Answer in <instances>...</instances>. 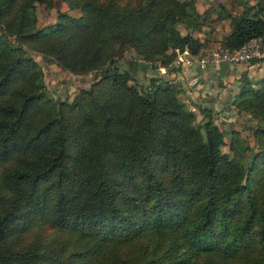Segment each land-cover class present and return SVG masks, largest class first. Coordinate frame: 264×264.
Listing matches in <instances>:
<instances>
[{
	"label": "trees",
	"instance_id": "trees-1",
	"mask_svg": "<svg viewBox=\"0 0 264 264\" xmlns=\"http://www.w3.org/2000/svg\"><path fill=\"white\" fill-rule=\"evenodd\" d=\"M54 1L0 0V25L100 80L85 100L49 99L23 45L0 38V264H264V79L234 102L261 123L246 171L223 156L214 112L197 125L156 77L178 70L177 51L206 46L192 1L62 0L81 16L38 28L35 5ZM263 8L244 3L221 45L264 39ZM117 39L153 69L145 84Z\"/></svg>",
	"mask_w": 264,
	"mask_h": 264
},
{
	"label": "rangeland",
	"instance_id": "rangeland-1",
	"mask_svg": "<svg viewBox=\"0 0 264 264\" xmlns=\"http://www.w3.org/2000/svg\"><path fill=\"white\" fill-rule=\"evenodd\" d=\"M133 3L135 0H122L125 2ZM180 2L192 1L196 10L200 13L198 24L201 26V32H193L195 35L200 33L202 38L206 39L205 45H221L222 39L230 32L232 23L231 17L238 16L243 12V5H256L261 2L264 6V0H178ZM58 12H64L65 14L79 18L82 14L80 9L70 8L66 2L62 0H55L50 6L44 4L35 5L36 26L43 28L55 23L58 20ZM264 17V8L261 12ZM176 28L185 34L189 31V26L182 23H177ZM9 41L12 47H17V44L23 45L26 52L31 56L36 64L42 70L43 82L46 87L47 98L61 101L71 104L85 100L88 96V89H93L95 84L100 80V70H94L84 73H72L68 70L60 67L56 61L45 55L39 46L33 42L21 43L18 38L12 33H9L2 25H0V38H4ZM126 44V45H125ZM123 44L121 39L116 40V49L119 52L116 56L120 57L121 64H126L130 59L137 60L139 70L136 71L137 80L142 84L146 83L147 72L153 73V69L150 66L139 59L141 57L137 48L132 44ZM175 65V60L173 61ZM157 73V72H156ZM159 73L163 71L159 68ZM259 85H257L258 87ZM252 87V86H251ZM254 88V87H252ZM235 100L231 101V105L234 107L233 112L226 115V110L222 108L220 110V116L213 115L214 122L225 133V144L221 147L223 156L229 159L235 157H242V164L245 170L252 165L250 159L253 153L259 151L257 145V127L261 124L259 118L253 115V113L238 110L235 105ZM189 108L190 106L185 103ZM192 110V108H190ZM195 113V123L197 125L205 118V114L202 113V109L192 110ZM157 169V168H156ZM159 170V169H158ZM44 234V232H43Z\"/></svg>",
	"mask_w": 264,
	"mask_h": 264
},
{
	"label": "crops",
	"instance_id": "crops-1",
	"mask_svg": "<svg viewBox=\"0 0 264 264\" xmlns=\"http://www.w3.org/2000/svg\"><path fill=\"white\" fill-rule=\"evenodd\" d=\"M193 35L201 41H206L200 33ZM174 66L178 68L177 71L169 72L165 68H160L163 73L158 71L156 77H162L176 84L178 97L192 110H211L215 116L221 115L219 112L222 108L225 111L230 109L226 115L233 112L231 101L237 98L242 87L250 85L256 88L264 79V63L261 62L239 65L223 63L203 70L195 66L190 68L176 64ZM152 74V71L147 72L146 76ZM193 78H198L194 86L190 83Z\"/></svg>",
	"mask_w": 264,
	"mask_h": 264
},
{
	"label": "built area",
	"instance_id": "built-area-1",
	"mask_svg": "<svg viewBox=\"0 0 264 264\" xmlns=\"http://www.w3.org/2000/svg\"><path fill=\"white\" fill-rule=\"evenodd\" d=\"M264 19V17H263ZM264 63V39L254 38L237 49H228L222 45H208L200 49L197 55H191L188 49L177 51L175 64L181 67L203 70L219 66L223 63L230 65ZM198 78H193L191 85L197 83Z\"/></svg>",
	"mask_w": 264,
	"mask_h": 264
},
{
	"label": "water",
	"instance_id": "water-1",
	"mask_svg": "<svg viewBox=\"0 0 264 264\" xmlns=\"http://www.w3.org/2000/svg\"><path fill=\"white\" fill-rule=\"evenodd\" d=\"M228 109V108H227ZM263 130H264V128H263Z\"/></svg>",
	"mask_w": 264,
	"mask_h": 264
}]
</instances>
